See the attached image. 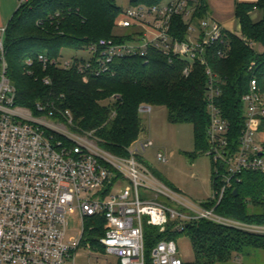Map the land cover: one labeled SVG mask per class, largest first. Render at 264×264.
<instances>
[{"label":"built area","instance_id":"1","mask_svg":"<svg viewBox=\"0 0 264 264\" xmlns=\"http://www.w3.org/2000/svg\"><path fill=\"white\" fill-rule=\"evenodd\" d=\"M17 1L20 7L29 0ZM204 1L163 0L153 6H128L118 23L119 30H130L126 39H100L78 51L87 57L49 60L39 56L45 68L48 64L65 70L76 68L80 74L95 77L113 74L112 66L119 59L141 58L147 64L151 52L167 57L170 63L182 61L185 77L196 63L204 66L209 78L206 98L210 118L205 154L212 160L213 194L201 204L181 197L138 162L139 151L153 146L149 138L140 137L133 144L135 152L130 147L127 156H118L105 150L92 132L75 125L70 111L55 114L49 106L38 105V112L44 114L40 117L16 105L17 89L9 77L5 49L7 27H0V264H76L74 254L89 236H93L90 247L96 243L104 253L117 257L119 264H186L176 242L169 239L160 240L148 258L146 224L164 232L173 223L172 231L183 233L190 224L206 220L264 234V225L246 224L216 212L243 173L264 174V143L256 138L264 122V92L252 78L242 96L245 126L234 140L231 123L218 103L220 81L206 56L219 44L223 49L218 56L228 57L229 31L208 8L200 16ZM175 18L187 25L183 40L171 33ZM248 44L255 46L252 41ZM43 81L52 84L50 78ZM151 111L150 105L143 104L139 115ZM158 160L168 162L161 153ZM120 180L130 184L120 186ZM140 187L155 199L165 197L176 208L146 199ZM207 202L215 205L206 207ZM77 210L82 231L67 239V215ZM100 224L101 236L96 234Z\"/></svg>","mask_w":264,"mask_h":264},{"label":"trees","instance_id":"2","mask_svg":"<svg viewBox=\"0 0 264 264\" xmlns=\"http://www.w3.org/2000/svg\"><path fill=\"white\" fill-rule=\"evenodd\" d=\"M162 1L130 0L129 6H153ZM200 9L202 16L207 10L205 1ZM256 10L264 13V0L236 3L234 15L241 36L227 32L231 50L225 59L218 56L223 45L217 44L206 53L209 66L220 81L222 95L218 103L231 123L234 140L245 126L242 96L250 80L256 78L264 92V15L254 21L251 14ZM124 12L117 0H29L18 7L5 36L9 77L17 89L16 105L35 114H39L38 105L49 106L48 110L55 114L68 110L75 125L92 132L105 150L118 156H127L139 138L140 106H165L172 122L193 125L194 155L205 153L210 122L206 98L209 78L199 63L185 77L182 61L173 59L170 63L167 57L151 52L147 64L141 58L119 59L112 66L113 74L95 77L80 74L76 68L65 70L53 64L45 68L40 62V55L58 60L66 49L78 52L100 39H126L130 30L117 33ZM172 26V35L183 40L187 25L175 18ZM249 41L255 46L251 47ZM45 78L51 79L50 86L44 83ZM109 99L113 104H102ZM235 188L239 194L228 191L216 212L246 224L264 225V174L245 172ZM214 205L205 203L206 207ZM172 228L173 223L159 232L158 228L145 225L148 258L160 240L175 239L179 233ZM103 233L100 224L96 234ZM184 233L191 240L197 264L224 262L234 254H249L252 250L264 251V235L206 220L190 224Z\"/></svg>","mask_w":264,"mask_h":264},{"label":"rangeland","instance_id":"3","mask_svg":"<svg viewBox=\"0 0 264 264\" xmlns=\"http://www.w3.org/2000/svg\"><path fill=\"white\" fill-rule=\"evenodd\" d=\"M216 1L218 4L217 8L221 7L222 12L227 13L226 16L232 19L234 17L232 0ZM117 3L126 9L129 6L130 0H117ZM256 14L255 21L260 20L264 15L263 11H256ZM234 26L237 30L238 23L235 22ZM122 32L119 29L117 31L118 34ZM237 35L241 36V32ZM256 48H259L258 45ZM73 57H87V54L67 49L62 51V58L70 59ZM102 104L111 105L113 101L110 102L109 99L103 101ZM151 108V114L141 113L139 115L141 121L139 138H149L153 142V146L149 147L146 151H139L138 162L146 167L162 183L174 189L181 197L188 201L194 204H201L207 201L213 194V165L211 158L205 153L198 156L194 155L195 138L193 125L188 122H172L169 110L165 106L151 105ZM35 115L44 116V114L40 113ZM256 138L264 143V122ZM135 147L134 145L131 146L130 150L135 152ZM159 153L167 157V163L158 160ZM119 184L124 187L130 183L127 180H120ZM139 192L146 199L157 200L160 203L168 205L170 208H176L175 204L166 200L163 196L155 199L154 195L148 194L143 187L139 188ZM67 221V239L72 236H79L82 231V224L78 210L76 213L68 214ZM248 233L259 234L256 232ZM88 239V241H84L81 244L74 254L76 264H119L117 257L104 253L98 246L90 247L89 242L92 241L93 236H89ZM174 241L178 246L183 261L186 264H197L189 236L184 232L179 233ZM213 264H264V251L252 250L249 254H234L230 260L215 262Z\"/></svg>","mask_w":264,"mask_h":264},{"label":"crops","instance_id":"4","mask_svg":"<svg viewBox=\"0 0 264 264\" xmlns=\"http://www.w3.org/2000/svg\"><path fill=\"white\" fill-rule=\"evenodd\" d=\"M258 0H232V4L235 11V5L238 2H248V3H255ZM205 3L207 5L208 11L210 14L221 24L223 27L232 33L241 32V27L237 19L234 17L231 19L227 17V13H223L220 8L218 7L216 0H205ZM18 1L17 0H0V27H7L10 23L11 19L13 18L14 14L16 13L18 9ZM257 11V10H256ZM256 11L251 14L252 19L254 20L255 17H257ZM255 21V20H254ZM235 22L238 23V29L236 30L234 27ZM261 142V141H260Z\"/></svg>","mask_w":264,"mask_h":264},{"label":"water","instance_id":"5","mask_svg":"<svg viewBox=\"0 0 264 264\" xmlns=\"http://www.w3.org/2000/svg\"><path fill=\"white\" fill-rule=\"evenodd\" d=\"M234 194H236V195L239 194L238 189H235V190H234Z\"/></svg>","mask_w":264,"mask_h":264}]
</instances>
